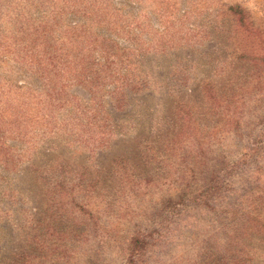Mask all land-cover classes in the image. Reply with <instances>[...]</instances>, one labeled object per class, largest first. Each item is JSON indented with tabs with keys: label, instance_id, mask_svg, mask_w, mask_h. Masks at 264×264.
I'll return each instance as SVG.
<instances>
[{
	"label": "rangeland",
	"instance_id": "1",
	"mask_svg": "<svg viewBox=\"0 0 264 264\" xmlns=\"http://www.w3.org/2000/svg\"><path fill=\"white\" fill-rule=\"evenodd\" d=\"M198 123L232 160L238 134H259L264 169V0H0V264H199L185 239L132 262L123 175L185 172L178 147ZM245 264H264L260 236Z\"/></svg>",
	"mask_w": 264,
	"mask_h": 264
},
{
	"label": "trees",
	"instance_id": "2",
	"mask_svg": "<svg viewBox=\"0 0 264 264\" xmlns=\"http://www.w3.org/2000/svg\"><path fill=\"white\" fill-rule=\"evenodd\" d=\"M210 126L198 123L190 127L196 136L190 145L180 141L177 157L186 171L179 168L173 179L168 180L164 171L160 175L158 169L147 175L124 171L130 189L127 195L136 198L127 212L134 220L126 246L132 262L136 263L145 250L152 257L155 251L162 255L173 251L177 244L182 248L180 243L185 239L198 242L202 254L199 264H245L253 255L257 237L264 240V169L257 167V152L263 144L260 135L242 140L240 131L244 130L236 123L234 130L240 134L233 146L239 156L232 160L224 151L209 153L213 145L208 144V137L215 128ZM150 149L155 154L152 165L153 160H163L165 155L154 145ZM152 180L164 181L157 196L155 187L149 185ZM119 193L124 196L122 190H115V205ZM55 197L50 206L54 220L48 229L54 239L52 246L64 256L69 252L67 238L71 227L65 218L66 205L59 201L62 198ZM79 209L83 210L81 206ZM170 264L189 263L181 256Z\"/></svg>",
	"mask_w": 264,
	"mask_h": 264
}]
</instances>
